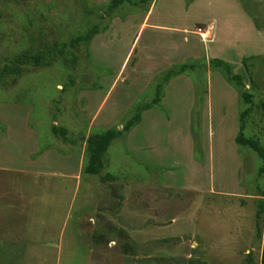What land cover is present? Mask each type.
I'll list each match as a JSON object with an SVG mask.
<instances>
[{
    "label": "rangeland",
    "instance_id": "374dc122",
    "mask_svg": "<svg viewBox=\"0 0 264 264\" xmlns=\"http://www.w3.org/2000/svg\"><path fill=\"white\" fill-rule=\"evenodd\" d=\"M110 1L0 0V264H261L264 161L236 138L248 110L264 147V0ZM194 60L84 173L86 138Z\"/></svg>",
    "mask_w": 264,
    "mask_h": 264
},
{
    "label": "trees",
    "instance_id": "16d2710c",
    "mask_svg": "<svg viewBox=\"0 0 264 264\" xmlns=\"http://www.w3.org/2000/svg\"><path fill=\"white\" fill-rule=\"evenodd\" d=\"M130 1L131 0H111L109 3V10L112 11L122 6L126 2H130ZM141 1L147 2L148 0H141ZM187 1H191V0H187ZM98 33H99V28L94 27L88 32V34L73 38L69 42V45L76 46L81 41L90 42L93 39V37ZM22 57L26 59H34L37 63H40L44 59L42 55H29V54L21 55L18 58H22ZM198 64H199L198 60H194L190 63H184L178 66L177 68H173L169 70L163 76V80H162L163 83H160L158 85L153 100L149 103L136 106L134 114L122 125L121 129H118L117 127L111 128L103 132H97L86 138L88 164L84 166L83 172L93 175L99 174L101 168L103 167L102 155L107 151L111 142L114 139L123 136L125 133H128L133 128H135L141 122L142 114L144 111H147L155 107L156 105L160 104L163 97L164 86L171 80L172 77L187 72L188 70H195ZM209 64L213 69H219L222 73H224L227 80L238 90L241 98L245 102L247 103L252 102V95L246 89V85L243 81L242 76L238 73H234V65L232 63H229L222 59L215 58V59H211L209 61ZM6 70H11V69L7 67ZM247 113L248 110L244 111L241 114L240 132L237 135L236 141L239 145H247L253 148L264 161V147L261 146L260 142L252 138H245L243 136V131L245 130V116L247 115ZM52 129L55 134H61L65 140L68 139L67 129L58 127L56 125H54ZM260 172L261 174H264V164L263 167L260 169ZM105 178L111 180L115 179V177L111 174H107ZM101 239L102 236L96 237L97 242L101 241ZM130 248H132L130 245H125V249H130ZM261 264H264V247H263Z\"/></svg>",
    "mask_w": 264,
    "mask_h": 264
},
{
    "label": "crops",
    "instance_id": "0c3cea01",
    "mask_svg": "<svg viewBox=\"0 0 264 264\" xmlns=\"http://www.w3.org/2000/svg\"><path fill=\"white\" fill-rule=\"evenodd\" d=\"M212 25V24H211Z\"/></svg>",
    "mask_w": 264,
    "mask_h": 264
}]
</instances>
